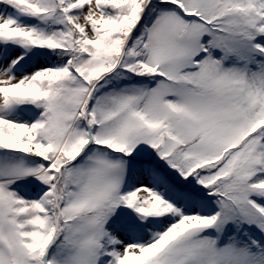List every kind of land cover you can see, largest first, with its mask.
I'll return each instance as SVG.
<instances>
[{
	"label": "snow or ice",
	"instance_id": "obj_1",
	"mask_svg": "<svg viewBox=\"0 0 264 264\" xmlns=\"http://www.w3.org/2000/svg\"><path fill=\"white\" fill-rule=\"evenodd\" d=\"M0 264H264V0H0Z\"/></svg>",
	"mask_w": 264,
	"mask_h": 264
}]
</instances>
